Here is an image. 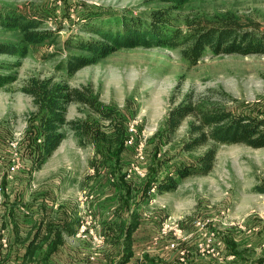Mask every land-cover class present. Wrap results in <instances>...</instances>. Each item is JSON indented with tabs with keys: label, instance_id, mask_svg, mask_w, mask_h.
<instances>
[{
	"label": "rangeland",
	"instance_id": "obj_1",
	"mask_svg": "<svg viewBox=\"0 0 264 264\" xmlns=\"http://www.w3.org/2000/svg\"><path fill=\"white\" fill-rule=\"evenodd\" d=\"M168 6L158 0H0L2 9L42 12L48 17L42 28L54 33L52 39L30 45L25 58L0 54V66L9 68L6 72L16 78L0 89V168L7 170L13 162L8 142L15 134L25 137L29 128L37 127L38 108L21 91L33 77L67 84L90 98L91 105L69 106L67 119L77 123L80 133L66 127L67 139L59 153L35 177L37 183L67 178L61 194L79 204L95 199L85 185L96 166L92 158L100 153L96 143L100 139L92 138L90 142L89 121L99 119L106 130L112 131L109 135H114V140H105L109 148L103 149L107 154L116 144L114 125L123 127L128 138L121 163L130 180L138 177L142 190L150 167L157 171V176L165 175L179 166L197 165L208 149L206 146L183 152L192 118L183 123L171 141L167 139L168 114L180 103L191 101L236 115L264 117V55L260 54L214 56L208 52L197 65L189 66L180 49L138 47L118 50L73 74L65 69L70 58L90 56L79 51L78 44L100 40L92 28L117 32L120 26L116 20L130 16L146 18L152 11ZM226 16H235L243 24L254 22L264 32V0H187L173 12L176 23L183 27L188 21L215 23ZM21 37L0 27V41L21 43ZM131 127L135 129L133 136L129 133ZM95 132L97 136L106 134ZM131 137L133 145H128ZM19 153L24 167L26 156ZM262 190L264 148L221 145L208 175L181 180L174 192L150 190L152 197L140 207V225L132 238L134 255L129 264L147 263L146 258L156 264L264 262ZM93 214V220L98 221L97 215L101 214ZM93 220L79 239L71 242L73 247L92 246L96 253L104 248L106 242L97 233L99 225ZM86 221L91 219H84L79 231ZM92 257L94 264L102 262L97 259L99 255Z\"/></svg>",
	"mask_w": 264,
	"mask_h": 264
},
{
	"label": "trees",
	"instance_id": "obj_2",
	"mask_svg": "<svg viewBox=\"0 0 264 264\" xmlns=\"http://www.w3.org/2000/svg\"><path fill=\"white\" fill-rule=\"evenodd\" d=\"M158 1L169 6L152 11L146 18L140 16L122 17L116 20L120 26L117 32L92 28L91 31L99 35L100 40L95 43L88 41L79 43V51L87 52L90 56L79 55L67 60L65 62L67 72L73 74L118 50L138 47L180 49L182 57L189 66L197 65L208 52L214 56L264 55V32L256 23L243 24L235 16H226L215 23L188 21L183 27L176 23L173 12L181 8L187 0ZM46 19L48 17L37 10L27 12L0 7V27L22 36L21 43L0 41V54L20 59L25 58L29 53L30 45L41 44L52 39L54 33L42 28L43 21ZM8 69L6 66H0V89L12 84L16 79L14 75L6 72ZM21 91L33 99L35 107L38 108V115L37 127L28 129L20 143L19 150L26 156L25 159L22 157L26 167L33 170L41 169L66 139V127L80 133V128L76 127L77 123L67 119L69 106L71 104L91 105L90 98L67 84H56L53 83V79L42 80L36 77L31 78L22 86ZM190 118L193 119L189 124L190 137L182 145L183 152L191 153L206 146L208 149L201 155L197 165L179 166L165 175L157 176V171L150 167L147 181L142 190L140 189L141 181L137 182L138 177L134 178L138 186H133L134 183H126L124 180L125 173L123 171L126 167L123 168L121 157L125 151L124 144L128 135L122 126L114 125L116 144L108 154L106 149V151L102 150L106 153L103 155L102 162L118 177V185L123 191L124 207H129L131 200L136 198L134 189L141 190L143 198L148 200L150 190L154 186L160 193L174 192L181 180L193 175H208L214 168L218 147L221 145L264 148V117L236 115L230 110L195 104L191 101L182 102L169 112L165 127L167 139L171 141L172 136ZM91 130L88 125L87 132H91ZM106 145L107 143L104 148L108 149L109 146ZM149 176L151 180H148ZM5 183L3 181V184ZM262 191L264 192V190ZM8 203L9 196L8 193H5L0 210V232L5 231L9 245L8 248L2 247L3 234L0 233V264H9L11 255L15 253L21 241L18 238L17 224V220L20 222V215L17 214V209V211L9 209ZM125 223L123 222V226L126 227V233L122 244H120V240L116 241L117 244L119 243L120 251L118 264H129L134 255L132 238L134 231L140 225L138 215L134 216L133 222L128 226ZM41 227L43 226L38 225L37 230L28 234L27 238L22 241L24 253L22 256L17 255L15 264H52V255L63 243L61 233L58 231V234L51 238L54 227L51 224L46 225V235L41 232ZM146 260H148L147 263L143 264H156L150 258H146ZM117 263L113 261L111 264ZM263 263L260 261L257 264Z\"/></svg>",
	"mask_w": 264,
	"mask_h": 264
},
{
	"label": "crops",
	"instance_id": "obj_3",
	"mask_svg": "<svg viewBox=\"0 0 264 264\" xmlns=\"http://www.w3.org/2000/svg\"><path fill=\"white\" fill-rule=\"evenodd\" d=\"M69 120L72 121V119ZM89 124L90 129H92L91 132L89 131L88 133L90 142L93 140L92 138H95V140L96 138L100 139V142L96 141L100 153L92 158V160H96V166L93 168V175L88 177L85 185V189L95 196V199L91 200L89 204H79L70 196H62L61 186L66 184L67 178L62 177L65 179L64 182H62V178L59 177L54 181L37 183L35 177L39 171L41 172V169L33 170L26 167V165L21 168L13 180H8V169L3 170L2 167V169L0 168V171H4L0 172V174L3 173V175H0V183L6 189L5 193H8L9 209H13L14 211L18 210L17 214L20 215V222L17 220L19 231L18 238L21 239L20 246L16 248L15 253L11 255L12 257L9 259V264H15L17 255L22 256L24 253L21 244L22 241L27 238L28 234L33 233L38 225H42L41 232L46 235V225L48 224L54 227L51 238H54L55 234L61 233L63 240L62 245H59L57 251L52 255V264H67V262H70V264H80L77 260L83 261V264H87V262L90 261L89 264H94L96 262H93V254L99 255L97 259L102 260V262L97 264H111L114 260V263L118 261L119 256L117 255L120 251L118 249L119 243L117 244L116 241L120 240V244H122V240L125 237L126 227L123 226V222H126V226L132 223L134 216L140 214L141 204L147 199L143 198L141 190L134 189L136 198L131 200L129 207H124V202H122L123 191L118 185V177L110 168L104 165V162H102V159H104L103 155L106 154L102 151L105 146V140L109 138L114 140V135H109L112 131L106 130V128H104L105 125L99 119L92 120V122L89 121ZM99 130L104 131L106 134L100 133L97 136V132L94 133V131ZM73 135L74 137L76 136L74 131ZM61 145L41 168L48 164L49 161L59 153ZM126 172L127 169H124L125 182H131L134 183L133 186H138L134 180H130V178L126 176ZM52 174L55 176L56 172ZM3 181L6 182V185L3 184ZM133 186L131 187L133 188ZM99 191L101 193H99ZM4 194L0 199V210L2 208ZM152 194L154 193L152 192ZM81 208H84L82 212L80 211ZM87 208H91V210L89 209L90 211H88ZM94 212L96 215L101 214L97 215V222L93 220ZM82 213H84V215ZM88 218L91 219V221L88 222L92 223L93 220L95 224L98 223L97 233L106 242L104 248L98 251L99 253H96L92 246L76 248L71 245L72 241L79 239L78 227L80 223H83L84 219L87 220ZM12 235L14 234L12 233Z\"/></svg>",
	"mask_w": 264,
	"mask_h": 264
},
{
	"label": "built area",
	"instance_id": "obj_4",
	"mask_svg": "<svg viewBox=\"0 0 264 264\" xmlns=\"http://www.w3.org/2000/svg\"><path fill=\"white\" fill-rule=\"evenodd\" d=\"M129 133L133 136L135 134V129L134 127H131L130 130H129ZM24 139V136L22 133H17L15 134V137H13L12 140H10L8 142V146L10 148V150L12 151V156H13V162L10 164V166L8 167V170H7V178L8 180H13L15 175L21 170V168L23 167L21 161L18 159L19 155H20V150H19V147H20V143L21 141ZM127 144L128 145H133V137H131L128 141H127ZM140 157H142L140 155ZM139 157V158H140ZM24 162V161H23ZM25 165V164H24ZM134 169L136 171H139V168L138 167H134ZM132 172V170L130 171V173ZM156 187L154 186L152 188V190H154ZM6 189L1 185L0 183V199L2 197V195L5 193ZM153 192V191H152ZM89 224L88 221H86L80 228V231H79V236H81L87 229V225ZM0 233L3 234L2 236V239H1V244H2V247L3 248H8V239L7 237L5 236V231H1ZM172 247H175V245H172Z\"/></svg>",
	"mask_w": 264,
	"mask_h": 264
}]
</instances>
